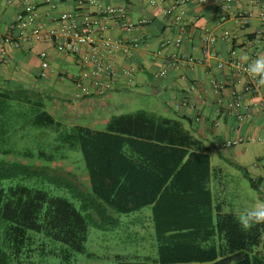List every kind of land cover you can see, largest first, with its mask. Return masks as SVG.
Instances as JSON below:
<instances>
[{"label": "trees", "instance_id": "trees-1", "mask_svg": "<svg viewBox=\"0 0 264 264\" xmlns=\"http://www.w3.org/2000/svg\"><path fill=\"white\" fill-rule=\"evenodd\" d=\"M29 136L45 143L2 148ZM73 148L87 174L84 190L49 165L68 159L66 151ZM205 152L180 120L137 110L111 116L102 131L69 125L48 112L38 89L0 79V154L44 162L0 159V183L36 178L67 190L79 206L21 183L1 187L0 264H26L36 253L54 255L55 243L68 247L62 250L67 261L70 252L85 251L89 223L106 231L120 223L112 212L144 207H151L156 257L118 264H264V224L244 232L237 215L214 205Z\"/></svg>", "mask_w": 264, "mask_h": 264}, {"label": "crops", "instance_id": "crops-1", "mask_svg": "<svg viewBox=\"0 0 264 264\" xmlns=\"http://www.w3.org/2000/svg\"><path fill=\"white\" fill-rule=\"evenodd\" d=\"M6 1L0 0V34L7 31L16 14L27 8L35 9L38 19L49 23V30L54 28L52 17L73 10V4L67 0H59L55 10L48 7L46 0H27L25 4L17 0L7 4ZM100 1L104 5H126L133 20L142 17L148 20L145 25L130 32L118 29L107 32V36L112 39L134 41L131 55L115 52L112 57L115 83L110 92L101 97L76 98L74 82L80 69L71 56L58 54L44 37L19 50L9 49L7 61L0 62V79H9L29 87L37 80H41L44 86L50 85L51 81L53 87L57 86L52 93H46L42 88L38 90L45 96L48 112L69 125H83L102 131L111 116L137 110L180 120L190 134L206 148L205 153L209 157L212 170L211 193L215 167L233 164L244 169L245 174L257 183L256 189L261 192L260 201L264 203V170L253 166L255 161L264 157V142L246 140L224 149L217 147L219 142L237 137H264V87L258 95H245L242 106L247 107L249 116L238 120L234 114L226 111L232 88L230 70L217 65L220 58H230V51L243 62L250 63L257 58L259 49L255 43V32L259 30L264 35V23L258 18V13L264 11V0H231L226 9L208 3L189 5L179 48H175L173 43L177 31L171 26L170 20L153 12L147 0ZM241 11L252 14L244 28H239L231 18L234 13ZM222 16L225 17L224 21L220 20ZM206 31L214 34L217 39L212 46L214 56L205 62L200 39ZM224 31L234 37L231 43L223 38ZM156 50H161L162 56L154 58ZM40 51H46L50 56L45 77L40 76ZM175 51L191 55L201 63L178 70L168 69L164 77H158L157 74L162 68V57ZM68 66L74 68L75 72H69ZM125 71L130 72V81ZM211 79L224 82V89L217 90L212 87ZM191 85H194L193 91L189 89ZM233 88L239 90L241 84H234ZM182 99L188 100L189 105H180ZM48 104L51 105L50 108ZM212 157L218 160L216 166L212 164ZM247 164L250 171L246 169ZM212 197L214 205H217L213 194ZM218 205L223 213H228L223 207L224 204ZM245 211L242 209L241 213Z\"/></svg>", "mask_w": 264, "mask_h": 264}, {"label": "built area", "instance_id": "built-area-1", "mask_svg": "<svg viewBox=\"0 0 264 264\" xmlns=\"http://www.w3.org/2000/svg\"><path fill=\"white\" fill-rule=\"evenodd\" d=\"M15 0H7L10 4ZM24 4L27 0H17ZM59 0H46V4L51 10L56 9ZM73 4V10L62 12L51 18L54 28L48 29V22L38 19L35 9L27 8L16 14L13 22L5 33L0 34V62L5 63L8 58V50H19L24 46H30L40 38H46L53 49L62 55L71 56L74 63L80 69V73L75 79L76 98L101 97L114 88L115 71L112 57L115 52H120L125 56L131 55L134 41L125 39H112L107 36L110 29H118L123 32H130L134 28L145 25L148 20L144 17L133 20L129 13V8L123 6L104 5L100 0H67ZM231 0H147L149 8L160 17L169 19L171 26L177 31V36L173 43L175 48H179L184 32L185 17L187 7L192 4H211L221 9H226ZM251 13L237 12L232 15V21L239 27L248 25ZM259 20L264 23V11L258 13ZM221 21L225 17L220 18ZM258 53L256 57L264 56V35L261 31L255 32ZM223 38L229 43L233 36L228 32H223ZM217 37L207 32L200 39L203 60L214 56L212 46ZM162 56L161 50H156L153 57ZM40 63V76L45 77L49 69L50 56L46 51L38 53ZM205 61V62H206ZM201 61L191 55L180 51H175L162 57V68L157 76L164 77L168 69L178 70L184 66L192 67ZM218 67L227 68L231 73L232 88L229 92V100L226 111L234 114L238 120H243L249 116L246 106H242L245 95H258L264 85L257 81L259 77H253L248 72L249 62H243L236 58L233 51H230V58L219 59ZM125 71L128 81L130 72ZM210 84L217 90L224 89V82L210 80ZM234 84H241V89L237 90ZM194 90V85L189 87ZM180 105H189L188 100L182 99ZM246 140L264 142V137L245 139L237 137L224 140L217 144L220 149L238 145ZM253 166L261 167L264 170V157L255 161Z\"/></svg>", "mask_w": 264, "mask_h": 264}, {"label": "rangeland", "instance_id": "rangeland-1", "mask_svg": "<svg viewBox=\"0 0 264 264\" xmlns=\"http://www.w3.org/2000/svg\"><path fill=\"white\" fill-rule=\"evenodd\" d=\"M68 69L69 72H75L72 67L68 66ZM64 83L68 84V81ZM30 87L35 89L42 88L46 93H52L57 88V86H52L51 81L50 85L45 84L44 86L41 80L35 81ZM52 104L55 105L54 103ZM51 105L48 104V108ZM40 131L39 129H32L33 134ZM39 139V137L32 136L18 140L14 138L15 141L4 144L2 148H36ZM40 142L45 143L42 139H40ZM66 152L69 156L68 159L49 163V165L51 167L56 165L57 171L53 172L55 175L66 178L72 184L79 185L80 189L84 190L88 180L81 154L77 148L68 149ZM0 159L37 165L44 163L38 160L25 159L15 154H0ZM214 159L215 157H212V164L215 165L218 160ZM246 169L250 171L248 164ZM17 183L43 189L52 196H59L72 202L77 209L79 207L78 203L72 200L67 190L58 189L36 178L3 180L0 183V188ZM211 183L215 203L224 204L223 207L228 210L227 212L238 215L242 209L247 211L258 203H263L260 201L261 197H259L261 195L260 190L250 186L245 170L239 166L233 164L216 166ZM112 214L119 219L120 223L106 231L94 229L90 223L88 224L85 251L83 253L70 252L71 256L66 261L63 259L62 250H68V247L55 243L57 250L54 255L36 253L26 261V264H118L120 260L133 262L143 260L144 257L155 258L156 241L151 220V207H144L129 214H115L113 212Z\"/></svg>", "mask_w": 264, "mask_h": 264}, {"label": "clouds", "instance_id": "clouds-1", "mask_svg": "<svg viewBox=\"0 0 264 264\" xmlns=\"http://www.w3.org/2000/svg\"><path fill=\"white\" fill-rule=\"evenodd\" d=\"M245 59L248 58L245 57ZM248 72L253 77H259L257 82L264 85V56L252 60L248 65ZM236 220L244 232L250 231L256 225L264 224V203H259L253 208L239 213Z\"/></svg>", "mask_w": 264, "mask_h": 264}]
</instances>
